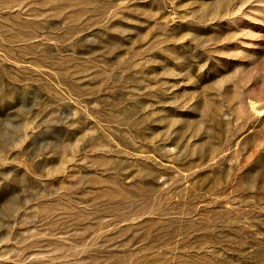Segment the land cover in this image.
Masks as SVG:
<instances>
[{
	"label": "rangeland",
	"instance_id": "obj_1",
	"mask_svg": "<svg viewBox=\"0 0 264 264\" xmlns=\"http://www.w3.org/2000/svg\"><path fill=\"white\" fill-rule=\"evenodd\" d=\"M0 264H264V0H0Z\"/></svg>",
	"mask_w": 264,
	"mask_h": 264
}]
</instances>
